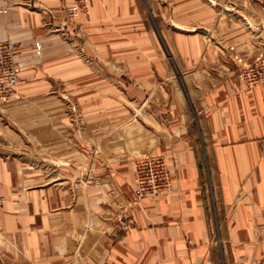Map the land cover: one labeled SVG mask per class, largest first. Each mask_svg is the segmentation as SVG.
<instances>
[{
	"label": "crops",
	"instance_id": "crops-1",
	"mask_svg": "<svg viewBox=\"0 0 264 264\" xmlns=\"http://www.w3.org/2000/svg\"><path fill=\"white\" fill-rule=\"evenodd\" d=\"M205 1H146L178 30L226 33L218 48L201 49L203 62L185 59L165 113L170 137L148 140L145 127L116 131L98 118L85 145L88 127L72 123L63 103L98 99L97 79L83 71L97 64L78 60L65 33L102 53L107 44L93 33H131L139 2L89 0L88 14L63 32L50 26L62 20V0H0V41L16 44L21 78L0 103V264H264V83L246 89L236 78L264 49V14L252 9L264 0H234L251 8L225 15L217 31L209 10L196 12ZM76 81L90 94L68 93ZM147 152L165 157L174 186L138 200L133 165ZM203 166L212 169L213 217Z\"/></svg>",
	"mask_w": 264,
	"mask_h": 264
},
{
	"label": "rangeland",
	"instance_id": "rangeland-1",
	"mask_svg": "<svg viewBox=\"0 0 264 264\" xmlns=\"http://www.w3.org/2000/svg\"><path fill=\"white\" fill-rule=\"evenodd\" d=\"M137 1L139 2L138 9L142 22H139V24L132 23L131 33H93L98 37L97 39L100 44L102 42L103 44H107V50L101 48L102 53L91 52L88 47V52H86V42L81 38L80 34L73 33L70 35L69 33H65L67 40H69V51L76 54L78 60L84 65H88V67H93L92 63L97 64L93 70L87 69L83 71H87L88 75H92L97 79L98 85L97 87H93V92L97 89L99 96L98 99L93 101H90L89 96L87 97L89 100H83L80 97L78 98L79 100H77V97L75 100L68 98L66 99V103L63 104L66 106V113L70 121L81 129H84L85 126V128L88 127L89 129L90 126L96 125L99 118V127H115L116 131L124 127H145L148 140H152L154 132L157 131L160 135L157 141L163 142V139L170 137L168 132L169 121L166 119L165 113L171 109L172 95L174 96L176 90L178 91L182 87L178 78L185 77L184 74L187 72L184 64L185 59L190 57L192 60L195 59V61L203 62L204 55L201 49L203 47L218 48L223 41L222 37L226 33H213V31L205 33L200 28L195 32L188 33L187 31L178 30L173 25L171 26L169 18L165 20V18L161 17L160 7H155L153 11V7L151 8L147 5V0ZM205 2L208 5L199 7V9L196 8V12H201L204 9L209 10L208 13L211 20L209 24H212L210 26H214L216 31L217 27L225 26V15L231 17L230 14L235 12L234 17H236L241 14L239 11L237 12L238 9L248 10L251 8L250 4L241 5L240 2L235 4L234 0H206ZM252 9L254 11L259 10L264 14V5L252 6ZM221 16H223V19L219 20ZM198 17L202 20V17L204 19V14H200ZM206 19L207 17L204 20ZM197 21L198 19L195 22ZM206 23V21L204 23L201 21L196 24H199V27H201ZM75 25L74 23L72 27L76 28ZM227 25H231V22H227ZM171 30H177L178 33H168ZM75 38H80V41L77 40L75 43ZM182 51L184 54H182ZM196 51H200L199 54H196ZM71 72V75H74V71ZM73 78L74 76L70 79ZM84 79L89 80L90 78ZM76 82L77 86H74L72 83V85H68V93L77 95V93L88 92L90 94V85L84 86L85 82L82 84L80 81ZM145 115H147V119H145ZM191 122L198 134L195 137H198V141L201 142L202 137L198 133L199 126L197 125V119L192 118ZM157 124L159 125L158 128ZM89 131L90 129L86 135L87 141L85 145L90 144ZM116 136L122 138L120 134H116ZM129 136L130 134H125V137ZM42 155L43 152H39L37 157H42ZM149 155H155L163 159V172L166 173L167 179L162 183L165 191L161 195L170 193L173 190L174 184L172 172L167 165V161L164 156L150 152L137 156L133 165V184L136 173L135 167L138 161L142 157ZM88 156L90 157L89 154ZM203 171L205 179L204 190L206 191L211 216L213 217L212 169L209 166H203ZM83 177L87 178L86 172L83 173ZM212 236L215 246L218 247L220 239L216 229L212 231Z\"/></svg>",
	"mask_w": 264,
	"mask_h": 264
},
{
	"label": "built area",
	"instance_id": "built-area-1",
	"mask_svg": "<svg viewBox=\"0 0 264 264\" xmlns=\"http://www.w3.org/2000/svg\"><path fill=\"white\" fill-rule=\"evenodd\" d=\"M62 20L50 24L55 30L67 32L82 16L88 14L89 0H62ZM16 44L0 41V103L11 101L16 87L21 81L20 67L15 61ZM236 78L246 89L264 83V49L253 60L242 63L237 70ZM135 197L140 200L146 197H157L165 191L163 182L167 179L164 162L161 157L149 155L142 157L135 167ZM157 172V173H156ZM159 172V173H158ZM4 199L0 194V214Z\"/></svg>",
	"mask_w": 264,
	"mask_h": 264
}]
</instances>
